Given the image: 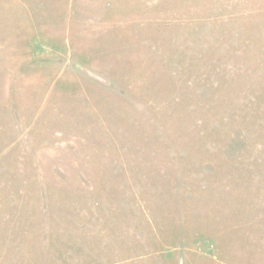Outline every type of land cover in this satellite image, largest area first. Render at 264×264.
I'll return each instance as SVG.
<instances>
[{
	"label": "rangeland",
	"instance_id": "rangeland-1",
	"mask_svg": "<svg viewBox=\"0 0 264 264\" xmlns=\"http://www.w3.org/2000/svg\"><path fill=\"white\" fill-rule=\"evenodd\" d=\"M0 264H264V0H0Z\"/></svg>",
	"mask_w": 264,
	"mask_h": 264
}]
</instances>
